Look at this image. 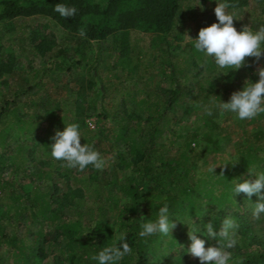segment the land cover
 Instances as JSON below:
<instances>
[{"label":"trees","instance_id":"16d2710c","mask_svg":"<svg viewBox=\"0 0 264 264\" xmlns=\"http://www.w3.org/2000/svg\"><path fill=\"white\" fill-rule=\"evenodd\" d=\"M185 1L187 0H0V23L11 22L17 18L43 16L67 34L75 37L74 49L65 47L57 49L46 37L38 39L37 34L28 38L32 44L31 49L39 57H47L45 63L47 69H50L48 68L50 65L66 71L80 66L86 58L88 59L87 52L90 51L93 42L99 45V52L104 41L112 34L120 33L122 41L118 56L121 58L116 63L122 67L124 64L126 68L128 52L132 50L128 38L130 31L153 36L150 43L151 56L167 55L166 48L170 47L172 36L177 40L180 39L174 31L177 27L176 17L180 5ZM253 1L262 7L261 13L264 14V0ZM228 2L237 4L238 7L235 10H238L248 6L250 0H228ZM57 3L74 6L77 9L76 14L67 19L61 17L53 10ZM262 24L264 20L257 17H253L249 23L253 30ZM81 27L86 29L85 37L78 34ZM180 30H182L181 27ZM75 56L79 59L71 60ZM95 59L96 61L93 62L95 65L92 64L88 68L89 89L99 83L96 70L100 65V54ZM189 63L193 67L203 68L210 75L209 78H201L196 82L194 94L186 83L182 84L176 77V73H180L181 70H176V67L170 63L169 80L173 86L158 94L154 101L144 92L140 91L136 95L137 90L134 89L129 92L132 102L135 103L134 106H128V100L121 96L123 110L119 118L123 126L117 133L109 136L108 148H104L107 150L99 149L98 143L89 135L87 136L89 133L81 131V144L94 145L101 156L107 160V164L103 171L95 170L89 165L86 168L88 174L71 176V179L80 186L68 189V192L62 196L58 194L59 188L53 178H64V175L51 166L63 162L52 158L49 147L54 143L53 129L59 125V120L48 112L50 116L47 125L43 126L45 128L37 125L34 130H31L30 121L34 116L29 115L26 118L17 115L19 111L16 101L36 88L38 73H35L27 84L23 81L24 87L22 82L20 87L22 92H13V100H3V104L0 103V156L4 155L1 149L5 147L7 140L14 137L29 140L30 136V140L35 141L34 144L37 146V150H32L33 153H31L33 161L37 160L36 155L39 149L40 156L44 158L39 163L46 170H40L38 175L41 178L46 175V178L53 183V192L50 194L51 201H49L47 193L39 196L35 193L30 194L32 191L30 184L18 183L16 191L14 182L8 183L6 179L3 180L0 173V187L5 191L0 192L1 194H6L14 204L19 206L24 203V209L30 211L33 219L40 217L38 210L40 207L43 209L42 227L34 233L37 235L36 238L33 234L30 235L32 239L28 253H25L27 251H25L26 247L22 246L25 245V242H21L22 239L15 236L9 237L5 233L1 225L3 216L0 215V243L8 248L6 255L7 257L8 254L10 255L14 264H25V262L36 264L52 253L60 257L58 264H98V261L92 257L98 255L104 247L114 244L118 246L120 243L118 237L121 233L126 235V242L132 248V253L126 255L117 264H200L199 260H193L183 248L174 253L170 251V248L184 235V232L193 226L192 221L200 227L212 222L214 230L219 231L222 220L228 216L226 211L239 208L232 192L234 181L239 179L243 182V179L249 178V170L255 173L264 172V131H256L245 138L244 144L252 141V145H240L236 151V157L229 162L218 164L214 171L192 172L197 168L194 167L196 160L204 158L208 154V149L213 151L221 149L220 140L224 137L221 134L223 130L213 121L212 115H208L205 120V131H190L188 141L185 142L186 148L190 149V146L192 144L195 146L197 140L201 138L207 143L205 150L193 152L190 156L186 152H176L177 156H173L171 147L174 141L155 147L153 132L156 131V124L162 120L165 112L181 99L185 100L192 96L193 105L197 108H199L198 103L204 105L210 101L216 109V105L226 99L229 100V94L241 84L239 70L218 68L213 58L205 57L204 53L196 51L194 44L191 48ZM165 70L166 68L163 72ZM11 71H13L12 60L7 63L0 62V74H10ZM129 71L134 70L130 68ZM99 90L101 92L103 89ZM160 101L164 104V109H160ZM193 108L194 106H189L186 113ZM17 120L18 123L15 124L14 121L17 122ZM148 126H152V132L146 136L145 131ZM18 162L24 164L22 160ZM205 163L206 161L203 162ZM1 165L2 162L0 167ZM20 167L21 165L18 168ZM191 168L193 170H190ZM119 171L127 172L126 178L120 183L117 178ZM104 188H108L113 200L119 194L126 196L123 206L111 224L101 221V218L84 222L80 215L73 221L62 220L63 209L66 206L72 207L77 198L81 199L86 195L95 194V200L99 201L96 210L99 214L104 213L106 204L101 202V190ZM68 195L72 196L71 200H68ZM164 203L168 204L170 218L176 226L185 224L184 227L180 232L175 231L174 228L167 236L157 233L141 238L139 236L140 216L143 215L146 220L155 221L158 210ZM115 207L118 208L119 204L107 205V208L111 210ZM49 211L52 212L51 217H48ZM230 216L237 219L240 215L233 211ZM44 225L46 230L43 229ZM50 225L52 230L48 229ZM201 230L206 231L203 228ZM238 235L241 252L234 255L229 264H264V242L260 243L255 239L246 241L243 240L244 236L241 233ZM189 242L191 243L190 240ZM62 244V248H58Z\"/></svg>","mask_w":264,"mask_h":264},{"label":"rangeland","instance_id":"374dc122","mask_svg":"<svg viewBox=\"0 0 264 264\" xmlns=\"http://www.w3.org/2000/svg\"><path fill=\"white\" fill-rule=\"evenodd\" d=\"M215 7L216 0H187L182 2L176 17L177 27L174 31V34L179 35L180 39L177 40L172 36L170 47L166 48L168 51L167 55L164 56L156 54L151 56L152 48L150 47V43L153 37L151 34L130 31L128 38L131 42L132 50L128 52L129 56L126 59L128 67L126 66V68L124 64L122 67V65L116 63L121 58V56H118L122 41L120 33L112 34L104 41L99 52V45L93 42L90 51L87 52L88 59L86 58L80 66L66 71L63 68L50 65L48 66L50 69H47V65L45 64L47 57H39L31 49L32 44L28 38L32 37L33 34H37L38 39L46 37L47 40L53 42L57 49L63 47L74 49L75 37L67 34L50 19L43 16L17 18L11 22L0 23V62L7 63L10 60L13 61V71L10 74H0V103L3 104V100H13V92H22L20 88L22 82L24 81L27 84L33 75L38 73L36 79L38 85L36 88L25 94V96L22 95L16 101L19 111L17 115L26 118L29 115L34 116L32 121H30V129L34 130V127L37 125L45 128L43 126L47 125L50 116L48 112H50L59 120V125L53 129V137L56 131H63L66 125L78 123L80 125V134L84 130V132L89 133L87 136L89 135V137H92L98 143L97 147L99 149L108 148L107 141L109 140V136L117 133L123 126L119 118L123 110V104L120 100L121 96H124L128 100V106H134L135 103L132 102V97L129 95L130 90L134 89L137 90L135 94H138L140 91L144 92V94H149L152 101H154L158 94L173 86L169 80L168 66L170 63L176 67V70H181L180 73H176V77L182 84L186 83L192 94L195 93L196 82L198 80L210 77L209 73L203 68H198V66L193 67L189 63V56L191 55V48L194 42L189 40L188 36L195 39L198 37L201 27H207L214 22H218L214 14ZM229 11L237 12L234 26L238 31L244 25H249L253 17L264 20V14L261 13L262 7L253 0H250L249 5L246 7L244 6L238 10L229 9ZM180 27L182 30H180ZM99 54L100 65L96 70L99 83L97 86L89 89L88 68L94 64L93 62L96 61L95 58ZM204 56L206 57L205 54ZM77 59H79L78 56L71 58L73 61ZM247 63L252 66H245L239 69L241 84L236 86L232 92L242 90L246 79L251 80L253 83L256 82L258 75L255 73V68L257 65L253 63L252 58H247ZM259 64L264 65V57L261 58ZM130 68H133L134 71H129ZM165 68L166 70L163 72ZM101 88L103 90L100 92L99 89ZM231 93L228 98H230ZM224 102H228V100L226 99ZM193 104L192 96L187 97L185 100L181 99L165 112L162 120L156 124V131L153 132L155 147L167 144L169 141H174V145L171 147V150H173L171 155L177 156L176 152H186L190 156L193 152H201L207 148V143L201 138L197 140L195 146L192 144L190 149L186 148L185 142L188 141L187 137L190 131H205L204 123L208 116L205 112V107L212 111L213 121L223 130L221 134L224 137L220 140L221 149L219 151L208 149V154L204 158L196 160L194 167L197 168L195 170L193 168L190 169L193 170V173L210 171L216 168L218 164L233 160L236 157V151L239 149V146L244 144L245 138H248L256 131H264V114L251 120L241 121L231 113L221 116L220 110L218 108L215 109L213 103L210 101L204 105L198 103L199 108ZM160 105V109H164V104L161 101ZM189 106H194V108L189 113H186V109ZM15 121L14 123L17 124L18 120L17 122ZM151 132L152 126H148L145 135L147 136ZM37 135H39L38 132ZM28 139L14 137L9 141L7 140L5 147H2L1 151L4 155L3 157L0 156V164L2 162L0 167L1 178L3 180L6 179L8 183L14 182L16 191L19 184H30L32 189L30 194L33 195L35 193L39 196L46 195L47 193L48 199L51 201L50 194L53 192V183L46 178V175L45 177L42 176V178L38 175L40 170H46L39 163L44 158L40 156L39 149V153L36 155L37 160L33 161L31 153H33L32 150H37V146L34 144L35 141L32 142L33 140H30V136ZM251 145L252 141L245 142L244 144V146ZM24 154L27 155L25 156ZM18 160H22L24 164H19ZM204 161H206L205 164H203ZM63 163L59 165L52 164L51 166L54 170L64 175V178H53L57 182L59 188L58 194L61 196L68 192V189L80 186L71 179V176L88 174L86 169L81 172L77 169L62 167ZM19 165H21L20 168H18ZM126 175L127 172H118L117 178L119 183L126 178ZM50 178H52V175H50ZM0 192L5 191L0 187ZM101 195V202L106 204L105 212L102 213L103 215L99 214L96 210L99 201L95 200L96 195L93 194L90 196L86 195L81 199L77 198L72 207L66 206L61 215L62 220L73 221L80 215L84 222L99 220L101 218V221L111 224L117 216L119 209L123 206L126 196L119 194L113 200L108 188L102 189ZM71 197V195H68V200H71ZM257 200L258 198L255 195L252 196L251 201H248L247 196L243 193L236 195L235 201L239 208L229 209L226 213L230 215L235 211L240 215L237 220L240 224L239 233L244 236H241L243 240L251 241L255 239L263 243L264 217L257 221L252 216V203L257 202ZM115 203L119 204L118 208L115 207L112 210L107 208V205L111 206ZM24 205V203H21L20 207L19 204H14L6 194L0 193V215L2 214L3 216L1 225L9 237L15 236L20 240L22 239L21 242H25V245H22L23 243L21 245L24 248L26 247L25 251L27 252L25 253H28V247L31 246L30 242L32 239L30 235L33 234L34 238H36L37 235L34 233H37L42 227L43 218L41 216L43 209L40 207L38 212L41 216L33 219L29 213L30 211L28 212L24 209ZM51 211H53L52 208ZM51 211H49L48 217H51ZM43 224L45 223L43 222ZM46 225L43 228L45 230ZM184 225L177 224L175 231L180 232ZM196 225L199 226L198 224ZM48 229L52 230V226L50 225ZM188 231L184 232V235L170 248L171 252H178L183 248L182 245L185 249L189 246ZM202 233L203 231L201 230L197 235L206 241V247L215 243V241L209 240ZM239 244L240 240L237 247L232 250L233 256L241 252ZM62 246L63 244L59 245L58 248H62ZM6 249L8 248L5 244L0 243V264H14L9 254V258L7 257L8 250ZM59 258L57 254L52 253L46 259L36 264H58V262L60 263ZM191 258L198 260V258Z\"/></svg>","mask_w":264,"mask_h":264},{"label":"clouds","instance_id":"9594fccd","mask_svg":"<svg viewBox=\"0 0 264 264\" xmlns=\"http://www.w3.org/2000/svg\"><path fill=\"white\" fill-rule=\"evenodd\" d=\"M237 7V4L229 3L228 0H216L214 14L218 22L201 27L197 38L192 39L190 36L188 38L194 42L196 51L212 57L215 65L221 69L239 70L245 66L251 67L252 65L247 63V58L253 59V63L257 65L255 73L258 75V80L253 83L246 79L242 90L232 92L228 102L221 101L216 105L221 116L231 113L235 118L245 121L264 114V65L259 64L264 57V24L256 30L250 25H244L238 31L234 26L237 12L229 11ZM53 10L66 19L73 17L77 12L74 6L62 3H57ZM78 34L85 37L86 29L81 27ZM205 112L207 115H212V111L207 107ZM79 129L78 123H70L63 131H56L52 137L54 143L49 145L52 158L63 161L61 166L69 169L83 172L91 165L94 169L103 171L107 160L94 145L81 144ZM232 192L234 196L245 194L248 201H251L252 196L255 195L258 200L252 203V216L257 221L264 217V172L255 173L249 170V178L243 179V182L235 179ZM140 220L141 238L157 233L167 236L176 227L170 218L167 203L159 208L155 221L146 220L143 215L140 216ZM192 224L193 227L189 228L187 233L191 243L186 249L182 245L184 252L193 258H198L200 264H229L233 258L232 250L239 243L238 220L230 215L226 216L220 224L219 231L214 230L212 222L203 224V227L197 226L193 221ZM202 228L206 229L202 234L209 240L215 241L214 244L206 247V241L198 237L197 233L201 232ZM118 240L120 241L118 246L114 244L104 247L92 259L97 260L98 264H117L126 255H131L132 248L126 242V235L121 233Z\"/></svg>","mask_w":264,"mask_h":264}]
</instances>
